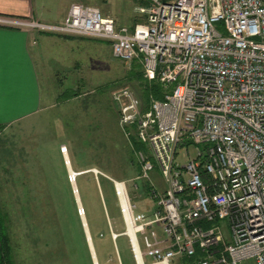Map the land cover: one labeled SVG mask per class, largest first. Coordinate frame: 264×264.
Wrapping results in <instances>:
<instances>
[{"label":"built area","instance_id":"obj_1","mask_svg":"<svg viewBox=\"0 0 264 264\" xmlns=\"http://www.w3.org/2000/svg\"><path fill=\"white\" fill-rule=\"evenodd\" d=\"M135 13L141 21L126 26L72 3L59 23L0 16V26L106 42L162 86L148 104L128 87L111 93L122 133L143 147L135 182L156 206L136 214L126 183L111 179L125 224L114 235L135 264L198 254V264H264V0H148Z\"/></svg>","mask_w":264,"mask_h":264},{"label":"rangeland","instance_id":"obj_2","mask_svg":"<svg viewBox=\"0 0 264 264\" xmlns=\"http://www.w3.org/2000/svg\"><path fill=\"white\" fill-rule=\"evenodd\" d=\"M73 2L96 6L104 15L126 26L141 21L135 8L145 4V0ZM85 41L90 44H83L82 49L75 48L78 58L70 65L73 73L66 71L68 67L52 65L54 71L43 77V101L44 104L52 103L51 106L0 130V205L12 239L15 264H93L82 226V219L87 221V214L97 233L101 252L100 261L96 255L98 263L121 264L123 261L124 264H135L126 237L118 241L119 254L110 236L102 233L103 200L98 176L105 177L112 184L111 179L125 182L137 207L136 214L148 207L147 197L143 196L141 200L138 196L144 181L135 182L138 175L136 159L119 127L116 106L111 98V93L122 87L130 88L140 97L144 86L136 77L129 78L133 65L114 58L108 43L84 38ZM61 44H64L63 41ZM73 44L76 43L67 45ZM139 70L136 68L135 72ZM74 93L78 97L71 99ZM64 147L77 175L74 180L78 194L81 188L85 197L83 203L79 194L82 206L76 204V208L69 185L71 174L65 165ZM199 147L203 149V146ZM179 151L182 155L183 149ZM88 168L98 172L77 174L78 170ZM151 175L160 188L162 177L156 171ZM135 183L140 187L139 191L134 189ZM106 193L114 223L124 233L125 224L117 196L109 189ZM80 208L84 210V216L80 214ZM75 211L80 221L75 217ZM150 212L147 210L145 213ZM218 224L229 239L226 222ZM67 229L70 236L66 234ZM242 264H254V261Z\"/></svg>","mask_w":264,"mask_h":264},{"label":"crops","instance_id":"obj_3","mask_svg":"<svg viewBox=\"0 0 264 264\" xmlns=\"http://www.w3.org/2000/svg\"><path fill=\"white\" fill-rule=\"evenodd\" d=\"M147 1L143 2L144 5L148 4ZM72 3H74L73 0H0V16L33 18L45 23H59L65 19ZM77 38L67 39L63 36L46 35L27 29L0 26V130L35 116L51 106L52 103L44 104L43 101V77L54 71L51 68L52 65L68 67L66 71L74 72L70 69V65L74 64L73 61L78 58L75 48L82 49L83 44H90V42H84V38L82 40ZM61 41L64 44H61ZM68 43L76 44L67 45ZM68 100L70 99H66ZM132 142L133 144L129 142V145L135 156L136 152L141 151L143 147L138 149L135 146L137 142L135 139ZM136 166L139 174L140 166L137 160ZM90 171L98 172L96 169L88 168L78 170L77 174L82 175ZM98 186L101 191L99 181ZM164 188L163 181L160 189L164 190ZM139 190L140 187L136 191ZM140 193L138 195L140 199L142 200L141 197L145 196L149 202L148 207L145 210L142 209L141 213L144 212L150 217L156 206L148 197L147 182H143ZM147 210L151 211L150 214L145 213ZM121 264L124 263L121 262ZM173 264H192V262L187 259H178Z\"/></svg>","mask_w":264,"mask_h":264},{"label":"trees","instance_id":"obj_4","mask_svg":"<svg viewBox=\"0 0 264 264\" xmlns=\"http://www.w3.org/2000/svg\"><path fill=\"white\" fill-rule=\"evenodd\" d=\"M147 3H148V1H147ZM65 38L70 39L71 37H65ZM132 65H133L132 70H131L132 72L130 73L129 78L132 79V78L136 77L137 79H139L142 82V85L144 86L143 91H142L141 96H140L142 98V100L146 104H148V101L151 97L158 99V100H162V98H163L162 86L158 82L148 83L147 81H145L140 66L136 63H134ZM136 68L140 69L139 72H135ZM73 97H78V94L74 93L70 96V98H73ZM135 146L138 149H142V146L139 145L137 142H135ZM98 178H99V183H100V187H101L100 195H101V198L103 200L102 213H103V221L104 222H103V226H102V228H103L102 233L110 236L111 242L114 243V245L116 246V248L119 251L118 241H119V239H121L122 237H125V236H118L116 239L113 238L114 234L120 235L123 233V231H120L119 229H117V227L114 223V216L111 212L109 197H108V194L106 193V190L109 189L114 194V196L116 197L115 187H114V184L110 183V181L107 180L105 177H99L98 176ZM77 180H78V178H77ZM106 184H108L109 186H107ZM104 185H106L107 189L104 188ZM79 194L81 196V200L84 203L85 197L82 193L81 188H79ZM71 195H72L73 204L75 205V208H76V202H75V198L73 196V193ZM1 208L2 207L0 205V264H15L14 259H13L12 239L8 233V227L6 225V219L4 217V212L2 211ZM84 208L86 211V209H87L86 204H84ZM23 213L25 214V212H23ZM74 214H75V217L80 221L76 211ZM87 224H88L90 235H91V238H92V241L94 244L93 246H94V249L96 251V255L100 261L101 260V252L99 251V247H98L99 244L97 242V233L94 230V225L90 219L89 214H87ZM68 229L66 230V234H67V236L68 235L70 236V232L68 233ZM127 245H128L129 250H130L128 240H127ZM86 246H87V250H88L89 248H88L87 243H86ZM130 253H131V250H130ZM119 254H120V251H119ZM199 258H200V254H198V256L193 258V259H187V260H189V262L191 261L192 264H198Z\"/></svg>","mask_w":264,"mask_h":264},{"label":"water","instance_id":"obj_5","mask_svg":"<svg viewBox=\"0 0 264 264\" xmlns=\"http://www.w3.org/2000/svg\"><path fill=\"white\" fill-rule=\"evenodd\" d=\"M65 165H66V168L68 170V173L70 174V170H69V168L67 166L66 161H65ZM69 179H70V185L72 187L73 195H74V198H75V202H76L77 205H79V206L81 205L82 206V203H80L81 200L78 198V190L76 189V187L73 184L74 176L72 177L70 175ZM82 223H83L82 226L84 228V233H85V236H86V241H87V244H88V248H89L91 257L93 259V264H99V263H96L97 257H96L95 249H94V246H93V243H92V238L90 236V231H89V228H88L87 221L85 219H82ZM113 238L116 239V236L114 235ZM97 262H98V260H97Z\"/></svg>","mask_w":264,"mask_h":264},{"label":"bare ground","instance_id":"obj_6","mask_svg":"<svg viewBox=\"0 0 264 264\" xmlns=\"http://www.w3.org/2000/svg\"><path fill=\"white\" fill-rule=\"evenodd\" d=\"M63 154L65 155V160H66L67 166H68V168H69V170H70V174H71L72 177L74 176V179L76 180L77 175H76V173L72 170V166H71V164H70V162H69L68 150L66 149V147H64ZM75 180H74V181H75ZM74 186H75L76 189H77L76 181L74 182ZM77 190H78V189H77ZM78 198L80 199L79 194H78ZM130 231H132V230L130 229ZM90 236H91V235H90ZM96 263H98L97 260H96Z\"/></svg>","mask_w":264,"mask_h":264}]
</instances>
